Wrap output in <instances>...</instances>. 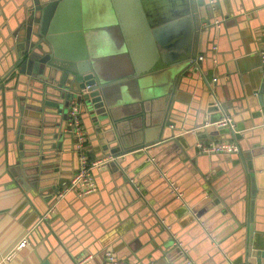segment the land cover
I'll list each match as a JSON object with an SVG mask.
<instances>
[{
	"label": "crops",
	"instance_id": "0c3cea01",
	"mask_svg": "<svg viewBox=\"0 0 264 264\" xmlns=\"http://www.w3.org/2000/svg\"><path fill=\"white\" fill-rule=\"evenodd\" d=\"M157 2L147 3L151 19L155 18L154 21L158 22L163 20L166 32L170 34L174 22L183 14V0ZM213 2L222 26L215 38L214 50L217 51L220 64L218 81H213L211 95L216 92L228 111L220 103L215 102L213 107L208 105L207 100L203 99L202 80L181 77L172 102L183 113L182 124L185 127L181 128L178 136L168 141L169 144H161L153 149L159 166L176 180L197 211L183 205L169 192L166 178L160 174L157 165L154 167L146 160V155L131 152L130 162L133 163V172L138 173L142 187L147 191V204L171 224L189 249L194 262L242 264L240 262L248 234L252 175L257 177L259 190L264 187V150L260 149L264 145V133L259 134L257 140L262 139L261 144L256 145L253 143L255 136L247 131L248 127L255 124V117L261 114L258 96L263 81L260 50L263 45L264 0ZM20 3L22 0H0V86H4L3 95L0 96V264H43L45 259H50L51 264H79L84 255H89V258L83 264H104V251L107 248L116 252L122 264H176L180 257L175 253L176 246L171 243L167 227L149 216L137 219L136 208L133 207L136 198L130 195L131 185L124 178L122 169H115L111 165L102 168L96 175L98 191L84 197L71 192L59 203L49 205L53 196L57 197L59 183L70 178L78 167L75 137L66 128L61 138L51 142L52 152L58 156L55 165L56 173L59 174L57 184L53 185L52 180H47L43 191L40 190V184L36 187L32 181L33 172H28L30 167L23 166V159L15 158L11 141L13 131L8 124V117L13 114L17 120L20 106L17 99L14 104L13 98L21 93L17 91L16 94L13 90L7 94L11 88L6 86L12 82L13 32L19 25ZM111 3L109 0L114 18L112 23L118 26ZM84 29L87 37L85 15ZM119 32L121 39L113 44L109 54L113 63L134 71L132 53H143L147 42L137 36V40L129 46L120 28ZM175 32L180 33L181 29L177 28ZM166 41L169 43L170 40L167 38ZM122 47L128 54L129 63L119 52ZM89 48L92 51L90 42ZM150 79L154 81L153 85L150 84L153 88L152 94L148 92L150 95L144 91L145 86L140 84L142 81L130 86L113 84L109 92L115 105L133 103L131 107H119L122 114L141 110L143 119L140 121L138 116L132 119L138 126L151 124L148 112L153 116L162 110L167 94L172 90V73H156ZM129 80L132 79L126 81ZM18 98L26 102L22 96ZM149 98L151 101L146 103ZM26 105L30 106L28 102ZM25 110L28 111V107ZM228 113L234 118V128L244 134L241 143L227 136L231 127L217 128L206 124L208 121L214 123ZM202 122L204 130L198 132ZM86 125L88 131L93 128ZM91 136L89 131L91 153L100 155L94 151ZM220 140H234L240 150L205 153L197 146L201 141ZM258 147L259 161L254 164L253 158L247 154ZM139 152L147 153L146 149ZM14 182L19 184L18 193L12 186ZM262 199L261 193L257 197L256 217L262 213ZM47 208H50L51 218L46 220L44 228L36 229L39 223L34 221L35 217L42 216ZM198 215L216 235L219 248L215 247L205 228L197 221ZM24 241L25 244L20 246Z\"/></svg>",
	"mask_w": 264,
	"mask_h": 264
},
{
	"label": "water",
	"instance_id": "95a60500",
	"mask_svg": "<svg viewBox=\"0 0 264 264\" xmlns=\"http://www.w3.org/2000/svg\"><path fill=\"white\" fill-rule=\"evenodd\" d=\"M111 1L118 27L127 44L130 46L131 42L137 40L135 39L137 36L147 42L143 53L138 54L135 51L132 53L134 71H131V75L116 79L106 78L95 66L84 29L83 0H22L20 3L21 10L17 19L19 25L13 32L14 65L10 73L12 82L6 87L11 88L7 94H11L13 90L17 94L18 91L21 93L19 96H22L30 106L19 99V96L13 98L14 104L16 105L17 99L20 106L16 114L17 120L13 114L8 117V122L10 121L8 124L13 131L11 138L13 154L15 158L23 159L25 163L23 166L30 167L28 172H33L32 181L35 182L36 187L40 184V190L43 191L42 187L47 180H52L53 185L57 184L59 174L56 173L55 165L58 156L52 152L51 142L63 136L67 126L68 106L73 98L79 96V100L84 101L81 107L84 124L93 127L89 131L92 134L94 151L100 153L97 156L112 154L117 157L110 165L115 169H122L124 178L129 181L131 185L129 188L132 189L130 195L136 198L133 207L136 208L137 219L141 220L149 216L167 227L171 243L176 246H174L175 253L180 257L176 264H199L194 262L195 259L189 249L184 245L179 234L175 233L171 224L147 204V191L142 187L138 173L133 172L130 153L146 155V160L154 167L157 165L160 174L166 178L169 192L183 205L192 211H197L176 180L168 176L159 166L153 149L161 144L162 146L169 144L168 141L178 136L181 128L185 127L182 124L183 113L181 114L172 102L181 77L189 76L202 80L203 99L212 107L216 102L227 110L216 92L211 95L213 81H218L219 76L220 61L214 46L222 21L217 18V7L213 0H183L181 3L183 14L174 22V29L169 34L164 25L166 23L163 24V20L158 22L154 21L155 18L151 19L147 8L148 1L153 4V2L158 3L157 0ZM177 28L181 29L180 33L175 32ZM207 37L209 39L205 47ZM167 38L170 40L169 43L166 41ZM199 53H205V59L196 62ZM262 71L263 81L258 96L260 103L258 110L261 114L255 117V124L247 128V131L255 136L253 143L256 145L261 144L262 139L257 140V138L259 134L264 133L263 63ZM156 73L168 75L172 73V90L167 94L168 98L162 110L154 113L153 116L148 112L147 117L154 121L151 120V124L138 126L132 119L138 116L141 121L144 117L141 110L122 114L119 107H131L133 103L115 105L111 101L109 92L113 84L136 79L138 84L142 81L140 84L145 86L144 91L150 93L153 91L150 84H154L150 78ZM86 88L88 92L83 95L78 94ZM3 89L4 86H0V96L3 95ZM150 101L151 98L147 99L146 103ZM25 107H28V111ZM203 123L199 124L201 128L198 132L204 130ZM89 131L87 128L88 133ZM238 131L231 128L227 136L241 143L244 134ZM141 149H146L147 153L139 152ZM260 149L264 150V145ZM74 150L78 156V170L79 154L76 143ZM258 151L259 147L251 154H247L249 158H253L254 164L259 161ZM254 155L257 156L253 157ZM262 155L264 156V152ZM99 171L94 170L95 176ZM256 179V175H252L248 234L240 262L242 264H264V187H260L259 190ZM12 186L18 188L19 184L14 182ZM22 187L29 191L26 185L22 184ZM32 191L37 193L34 189ZM72 193L77 195L75 192ZM261 193L263 194V199L260 200L263 205L262 213L256 217L257 197ZM66 196L58 201L54 195L49 205L59 203ZM48 209L50 208H47L42 216L35 217L34 221L39 223L36 229L44 228L46 220L51 218L52 213ZM197 217V221L205 228L215 247L219 248L220 245L216 244L218 243L216 235L207 227L205 221L199 218V215ZM43 264H51L50 259H45Z\"/></svg>",
	"mask_w": 264,
	"mask_h": 264
},
{
	"label": "built area",
	"instance_id": "2783aa9c",
	"mask_svg": "<svg viewBox=\"0 0 264 264\" xmlns=\"http://www.w3.org/2000/svg\"><path fill=\"white\" fill-rule=\"evenodd\" d=\"M219 23V20L217 21ZM263 45L260 50L261 61L264 64V26L262 27ZM205 59L204 54H200L196 60L203 61ZM96 84V83H95ZM87 88L79 95L85 94ZM84 101L79 100V96L73 98L70 101L68 109V120L66 129L72 133L75 137V143L79 154V168L78 170L67 179L62 180L58 185L57 198L62 199L68 193L75 192L77 196L84 197L91 193L98 191V184L94 170H101L108 167L112 161L117 157L111 155L95 156L91 153V149L88 141L87 129L83 121L81 107ZM207 125H213L217 128L223 127H235L234 118L231 114H225L222 118L211 123L206 122ZM198 148L205 153H231L240 150L239 144L234 140H220L211 142H198ZM25 241L20 244L23 246ZM89 255L81 257L79 264H83ZM191 262V260L189 261ZM104 264H122L121 260L117 256L116 252L112 248H107L104 251Z\"/></svg>",
	"mask_w": 264,
	"mask_h": 264
},
{
	"label": "rangeland",
	"instance_id": "374dc122",
	"mask_svg": "<svg viewBox=\"0 0 264 264\" xmlns=\"http://www.w3.org/2000/svg\"><path fill=\"white\" fill-rule=\"evenodd\" d=\"M90 1L84 0V15L87 37L91 44V54L96 68L109 79H116L121 75L129 74L132 69L113 63L114 60L109 54L113 49V44L121 39L118 26L112 23L114 18L109 7V0H92L91 6L88 7ZM119 52L126 57L125 59L129 63L128 54L123 50V47L119 48ZM137 84L138 81L136 79L119 83V85L123 86ZM15 192L18 193L20 191L16 188Z\"/></svg>",
	"mask_w": 264,
	"mask_h": 264
},
{
	"label": "flooded vegetation",
	"instance_id": "af4514ba",
	"mask_svg": "<svg viewBox=\"0 0 264 264\" xmlns=\"http://www.w3.org/2000/svg\"><path fill=\"white\" fill-rule=\"evenodd\" d=\"M148 3H149V5L151 4V2H149V1H148Z\"/></svg>",
	"mask_w": 264,
	"mask_h": 264
}]
</instances>
